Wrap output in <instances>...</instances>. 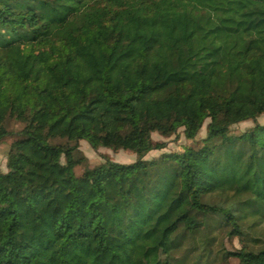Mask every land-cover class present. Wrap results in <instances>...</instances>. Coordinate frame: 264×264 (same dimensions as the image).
Listing matches in <instances>:
<instances>
[{"label":"trees","instance_id":"16d2710c","mask_svg":"<svg viewBox=\"0 0 264 264\" xmlns=\"http://www.w3.org/2000/svg\"><path fill=\"white\" fill-rule=\"evenodd\" d=\"M132 9L145 32L125 65L134 85L92 84L79 112L104 97L124 125L103 140L46 127L42 54L66 50L85 69L72 41L100 14L110 29ZM72 94L61 83L53 96ZM262 116L264 0H0V264H264V125L228 133ZM180 130L189 147L143 160L165 147L153 134ZM80 141L136 160L90 167ZM233 240L237 252L225 248Z\"/></svg>","mask_w":264,"mask_h":264},{"label":"rangeland","instance_id":"374dc122","mask_svg":"<svg viewBox=\"0 0 264 264\" xmlns=\"http://www.w3.org/2000/svg\"><path fill=\"white\" fill-rule=\"evenodd\" d=\"M99 27L95 31L85 33L81 41H72L74 53L80 57L86 65L85 69L76 68L72 63L66 61V50L46 52L40 57L41 76L51 83L48 91L49 108L41 115V121L46 127H53L58 130H73L79 126L92 131L98 140L109 139L116 135L117 130L124 125L123 114L119 108L110 105L104 97L93 105L86 118H79V112L85 107L89 99V90L92 84H97L102 89L104 82L110 88H117L122 85H134V80L125 71L126 62L134 60L135 42L145 36L141 22V14L137 9L127 11L113 21L109 29L103 24V15H99ZM152 75H145L146 83H151ZM61 83H66L72 96L66 101L60 102L54 96V91ZM208 121L204 123L196 136V140L205 138V129ZM255 125H264V116L256 121H247L234 125L228 129L229 135L238 136L251 131ZM5 128L9 132H16L21 126L13 122H6ZM151 139L154 142L164 144V149L159 152H150L143 160L150 161L161 154L177 153L187 146H190L180 130L175 136L161 138L153 134ZM8 144L0 146V172L6 173V155ZM79 150L87 160L90 167H97L105 161L117 165H130L135 162L134 155L126 152L113 153L110 150H92L85 142H78ZM80 169L75 171L76 174ZM5 220L0 218V234L4 228ZM227 251L237 252L240 249L237 240L226 242ZM229 264H238L236 259H231Z\"/></svg>","mask_w":264,"mask_h":264}]
</instances>
